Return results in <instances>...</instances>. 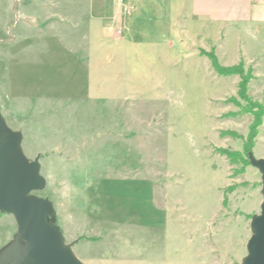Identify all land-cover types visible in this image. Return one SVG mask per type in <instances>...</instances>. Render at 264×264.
<instances>
[{"label":"rangeland","instance_id":"obj_1","mask_svg":"<svg viewBox=\"0 0 264 264\" xmlns=\"http://www.w3.org/2000/svg\"><path fill=\"white\" fill-rule=\"evenodd\" d=\"M91 2L0 0V113L39 159L34 195L84 264H243L264 196L233 155L264 159V118L247 156L240 79L201 52L242 62L264 106V22L199 21L189 0H151L125 32L130 0L120 27L91 20ZM16 235L0 213V251Z\"/></svg>","mask_w":264,"mask_h":264},{"label":"water","instance_id":"obj_2","mask_svg":"<svg viewBox=\"0 0 264 264\" xmlns=\"http://www.w3.org/2000/svg\"><path fill=\"white\" fill-rule=\"evenodd\" d=\"M22 143L23 134L12 130L0 113V213L11 215L17 224L14 241L0 251V264H84L73 251L76 242L67 245L50 221L53 203L34 195L47 182L39 159L30 161ZM250 161L261 174L264 196V159L250 156ZM251 231L243 264H264V201Z\"/></svg>","mask_w":264,"mask_h":264},{"label":"crops","instance_id":"obj_3","mask_svg":"<svg viewBox=\"0 0 264 264\" xmlns=\"http://www.w3.org/2000/svg\"><path fill=\"white\" fill-rule=\"evenodd\" d=\"M135 6L134 13L125 21V32H130L131 27L138 25L140 19L149 11H153L155 6L151 0H130ZM153 1V0H152ZM192 18L202 21L232 22L254 24V22H264V0H189ZM64 7V5H62ZM68 8H64V11ZM254 11L257 17H254ZM260 13V14H258ZM90 19L101 22L106 25H114L115 7L113 0H92L89 9ZM260 15V16H259ZM55 14L49 13L50 20H53ZM66 19L75 17L72 13L62 15ZM116 26V25H115ZM173 45V44H172Z\"/></svg>","mask_w":264,"mask_h":264},{"label":"trees","instance_id":"obj_4","mask_svg":"<svg viewBox=\"0 0 264 264\" xmlns=\"http://www.w3.org/2000/svg\"><path fill=\"white\" fill-rule=\"evenodd\" d=\"M202 55H206L210 60L211 64L214 68V70L218 73L219 76L222 77H229L233 75H237L240 79V82L238 84V96L242 101L248 104V107L244 109L245 114H251L253 116V123L250 126L248 137L244 143L245 147V153H247V156L249 154V151L251 150L250 147H248L249 144H252L256 138L257 130L261 127L263 118H264V106L260 103H256L253 101V99L249 95V89H250V83L252 81V71L249 69L248 71H245L244 64L241 62L238 66L233 67H223L221 63L218 61L217 55L215 50L206 53L204 51L201 52ZM234 135V133H232ZM235 136H237L235 134ZM231 156V154H229ZM235 156V162L240 161L242 164H251L249 162L250 159H246L245 161L240 155L234 154ZM247 164V165H248ZM244 166V165H243ZM225 203V202H224Z\"/></svg>","mask_w":264,"mask_h":264},{"label":"built area","instance_id":"obj_5","mask_svg":"<svg viewBox=\"0 0 264 264\" xmlns=\"http://www.w3.org/2000/svg\"><path fill=\"white\" fill-rule=\"evenodd\" d=\"M113 3L116 7L117 12H116V26L119 25L120 26H123V20L125 17H127L128 15H130L132 12H133V7L128 3V0H113ZM115 20V18H114ZM123 28H119L115 35L117 37H121L123 35Z\"/></svg>","mask_w":264,"mask_h":264}]
</instances>
